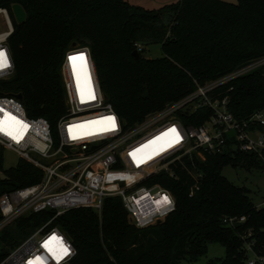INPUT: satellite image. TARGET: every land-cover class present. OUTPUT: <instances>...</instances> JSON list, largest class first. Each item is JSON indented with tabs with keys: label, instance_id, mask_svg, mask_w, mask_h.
<instances>
[{
	"label": "trees",
	"instance_id": "obj_1",
	"mask_svg": "<svg viewBox=\"0 0 264 264\" xmlns=\"http://www.w3.org/2000/svg\"><path fill=\"white\" fill-rule=\"evenodd\" d=\"M16 4L26 21H14L9 46L16 72L0 89L21 94L28 116L47 119L54 130L66 113L61 64L73 45L90 49L101 89L127 127L191 94L195 81L205 84L264 59V0H180L157 10L126 0H0V8L10 11ZM151 44L162 45L163 57L144 56ZM216 94L228 98V109L239 121L264 111V66L233 79ZM211 114L204 109L185 122L200 126ZM2 156L1 151L0 197L42 180V171L22 159L4 170ZM184 162L202 176L194 180L178 167V178L162 173L148 181L176 200L175 212L154 226L131 224L118 197L104 201L101 216L92 209H75L53 220L51 227L76 248L71 264H196L210 244L223 246L226 253L207 264H247V243L264 257V208L254 204L247 188L222 174L227 166L264 171V163L238 152L209 156L195 166ZM53 217L51 211L30 214L7 227L0 234V262ZM226 217L244 221L233 228L223 223Z\"/></svg>",
	"mask_w": 264,
	"mask_h": 264
},
{
	"label": "built area",
	"instance_id": "obj_2",
	"mask_svg": "<svg viewBox=\"0 0 264 264\" xmlns=\"http://www.w3.org/2000/svg\"><path fill=\"white\" fill-rule=\"evenodd\" d=\"M14 21L13 11L1 7L0 50L6 52L10 67L0 70V83L10 80L16 72L9 46L15 31ZM137 47L142 48L139 44ZM81 53L87 57L96 95L95 100L84 103H81L69 59ZM262 66L264 59L205 84L195 81L196 87L191 94L167 104L160 111L148 114L132 127H127L107 101L88 47L73 45L65 53L61 77L66 113L58 121L55 130L47 119L28 116L22 98L18 97L21 94L0 89V108L29 126L19 142L0 133V147L16 153L20 159L43 173L39 183L0 197V234L23 216L44 211L54 213L53 219L12 250L0 264H29L38 256L46 264H57L42 246L53 235L62 237L70 249V254L61 259L59 264H71L77 255L76 248L59 228L51 227L53 220L75 209H92L101 216L107 198H120L130 223L137 228L158 224L175 212L176 200L169 190L160 184H149L148 181L162 173L178 178L175 169L181 167L188 170L184 159L195 166L196 162H205L209 156L238 152L254 155L264 163V132L259 129L264 127L263 111L248 120L239 121L228 109V98L221 100L216 94L233 79ZM204 109L211 110L212 114L203 125L186 124V119ZM2 116L3 112H0ZM108 116L115 117L116 126L113 130L96 131L92 135L78 133L77 139H73L68 131L73 125L102 120ZM172 128L177 129L180 135L178 143L172 135L163 137ZM158 137L163 139L158 140ZM151 141L156 143L150 144ZM145 145L149 146L138 153L134 160L130 154ZM137 160L142 162L137 163ZM188 174L194 180L202 176L190 170ZM195 189L196 185L191 189L190 197L194 195ZM165 196L170 203L163 202ZM261 208H264V202ZM243 221L236 217L223 219L224 224L233 228ZM246 248L250 253L247 264H264V257L253 252V243H247Z\"/></svg>",
	"mask_w": 264,
	"mask_h": 264
},
{
	"label": "snow or ice",
	"instance_id": "obj_3",
	"mask_svg": "<svg viewBox=\"0 0 264 264\" xmlns=\"http://www.w3.org/2000/svg\"><path fill=\"white\" fill-rule=\"evenodd\" d=\"M72 63V69L76 76V86L80 95L81 103H84L89 100H95L96 95L92 85V78L88 68V60L87 57L81 53L76 56H72L69 58ZM10 67L9 59L5 51L0 50V70L6 69ZM0 112H3V116L0 117V133H3L13 140L19 142L28 130V124L24 123L22 120L17 119L16 116H13L11 113L4 111L3 108H0ZM116 126V121L114 116L104 117L102 120L98 121H88L85 124L73 125L69 128V133L71 134L73 139L79 138L78 133H82L84 135H92L96 131L106 132L113 130ZM172 135L174 137L175 142H179L180 135L177 129L172 128L169 132L163 134V137H167ZM163 137H158L157 139H163ZM156 141H151L150 144H155ZM149 145L143 146V148H139L130 155L134 160L137 159V154L144 151V148H147ZM169 146H171L169 144ZM158 154V153H157ZM149 158H151L149 156ZM142 161L137 160V163ZM163 202L170 203L168 197H163ZM57 261L63 259L64 257L70 254L69 247L64 243L62 237L53 235L51 236L45 243L42 245ZM29 264H46L45 260L42 257H36L35 261L29 262Z\"/></svg>",
	"mask_w": 264,
	"mask_h": 264
},
{
	"label": "rangeland",
	"instance_id": "obj_4",
	"mask_svg": "<svg viewBox=\"0 0 264 264\" xmlns=\"http://www.w3.org/2000/svg\"><path fill=\"white\" fill-rule=\"evenodd\" d=\"M132 5L140 6L149 10H157L165 5L176 3L178 0H126ZM224 2L236 4L237 0H222ZM78 46V45H76ZM146 52L144 56L149 59H157L163 57L162 45L161 44H151L145 46ZM264 116V111H263ZM2 151L3 168L8 170L17 166L20 157L10 151L4 150L0 147V152ZM223 176L239 187H245L250 191V197L252 198L254 204L260 208L264 201V171L262 170H247L245 167L234 168L232 166H227L222 171ZM0 178H4V173L0 171ZM1 246V242H0ZM226 250L223 246L219 244H210L208 248V253L205 257L201 258L196 264H207L209 260L220 259L225 257Z\"/></svg>",
	"mask_w": 264,
	"mask_h": 264
},
{
	"label": "water",
	"instance_id": "obj_5",
	"mask_svg": "<svg viewBox=\"0 0 264 264\" xmlns=\"http://www.w3.org/2000/svg\"><path fill=\"white\" fill-rule=\"evenodd\" d=\"M12 11H13V14H14V17H15V21H16L17 24L21 25V24H23L26 21V13H25L24 9L20 5H18V4L13 5ZM133 56L136 59H140L141 58V55H140L139 51H134L133 52ZM18 97L21 99L22 95H18Z\"/></svg>",
	"mask_w": 264,
	"mask_h": 264
},
{
	"label": "crops",
	"instance_id": "obj_6",
	"mask_svg": "<svg viewBox=\"0 0 264 264\" xmlns=\"http://www.w3.org/2000/svg\"><path fill=\"white\" fill-rule=\"evenodd\" d=\"M178 1H180V0H178ZM178 1H177V2H178ZM263 202H264V201H263Z\"/></svg>",
	"mask_w": 264,
	"mask_h": 264
}]
</instances>
